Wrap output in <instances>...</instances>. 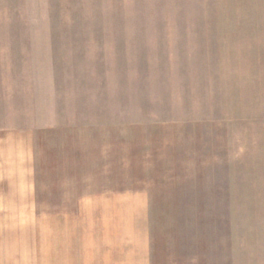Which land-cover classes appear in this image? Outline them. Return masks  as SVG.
<instances>
[{"label": "rangeland", "instance_id": "374dc122", "mask_svg": "<svg viewBox=\"0 0 264 264\" xmlns=\"http://www.w3.org/2000/svg\"><path fill=\"white\" fill-rule=\"evenodd\" d=\"M68 213L264 264V0H0V264Z\"/></svg>", "mask_w": 264, "mask_h": 264}, {"label": "crops", "instance_id": "0c3cea01", "mask_svg": "<svg viewBox=\"0 0 264 264\" xmlns=\"http://www.w3.org/2000/svg\"><path fill=\"white\" fill-rule=\"evenodd\" d=\"M32 197L34 204L38 202L35 200V191H32ZM68 214L71 217L68 224L64 220L67 216H64V219L61 216L55 218L59 225L57 230L61 232L48 235L46 255L48 264H187L186 248H190L193 240L185 237L188 235L177 233V226L171 231L166 227L164 231L162 225L156 227V223L151 222L148 217L146 222L144 218L137 221L139 229L130 234H122L118 232V228L111 229L112 226L108 221L101 223L102 227L110 226L107 229L94 227V232L88 234V224H86L83 232L78 233L73 232L74 216ZM114 223L115 221H112V225ZM101 229L103 232H100ZM93 239L97 243L89 244ZM37 240L41 241V238ZM36 248V250L26 249L24 254L22 252L20 255L15 247L11 254L16 259L20 255V258L14 264H40L45 255L43 256L39 250L40 246ZM180 252L182 254L179 257Z\"/></svg>", "mask_w": 264, "mask_h": 264}, {"label": "trees", "instance_id": "16d2710c", "mask_svg": "<svg viewBox=\"0 0 264 264\" xmlns=\"http://www.w3.org/2000/svg\"><path fill=\"white\" fill-rule=\"evenodd\" d=\"M228 226H229V224H228V219L225 218V219H224V227H223V228H224V229H227V230H226V233L229 232V231H228ZM216 229H217L218 234H224V231H223V229H222L221 224H220V225L217 224ZM218 229H219L220 231H218ZM222 232H223V233H222Z\"/></svg>", "mask_w": 264, "mask_h": 264}]
</instances>
